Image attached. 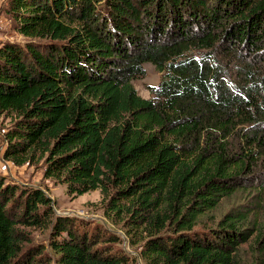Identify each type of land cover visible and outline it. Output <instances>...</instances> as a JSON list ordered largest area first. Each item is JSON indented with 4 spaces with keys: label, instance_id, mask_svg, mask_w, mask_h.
Listing matches in <instances>:
<instances>
[{
    "label": "trees",
    "instance_id": "obj_1",
    "mask_svg": "<svg viewBox=\"0 0 264 264\" xmlns=\"http://www.w3.org/2000/svg\"><path fill=\"white\" fill-rule=\"evenodd\" d=\"M5 14L23 40L0 43L4 159L99 191L132 252L0 173V264H240L261 247L264 0H8ZM147 63L162 74L148 99ZM28 228H49L48 247Z\"/></svg>",
    "mask_w": 264,
    "mask_h": 264
},
{
    "label": "rangeland",
    "instance_id": "obj_2",
    "mask_svg": "<svg viewBox=\"0 0 264 264\" xmlns=\"http://www.w3.org/2000/svg\"><path fill=\"white\" fill-rule=\"evenodd\" d=\"M8 0H0V43L5 40L22 41V37L13 28L11 21L6 17L5 7ZM146 76L143 79L134 81V86L140 96L150 98V87H157L162 79V74L155 67L147 63L145 65ZM0 120V173L5 175L10 182L18 183L24 186H33L41 188L52 199L53 208L56 215L71 216L84 220H89L93 223L103 225L110 232L119 234L124 242L116 244L117 248H122L128 252H132L127 245L125 235L117 227L112 225L104 216L103 209L100 204L101 194L99 191H93L81 196H72L67 193L64 185L55 184L53 181L43 177V168L40 164L35 166L24 165L21 167L15 166L12 162L5 160L3 156L5 141L3 124ZM247 197L232 198L220 208L216 213L219 218L222 212L227 210L234 203H239L241 200H246ZM257 218L264 225V208L257 214ZM264 227L260 228L262 233ZM26 231L30 234L31 244L45 245L48 247L50 229L28 228ZM264 242L260 245L258 240H252L243 245L242 252L239 255L240 264H264ZM262 262V263H260Z\"/></svg>",
    "mask_w": 264,
    "mask_h": 264
}]
</instances>
